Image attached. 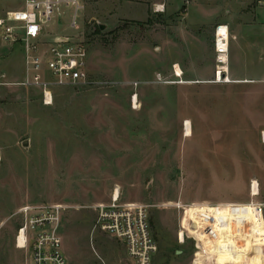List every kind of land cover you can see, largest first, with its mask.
<instances>
[{
  "label": "rangeland",
  "instance_id": "1",
  "mask_svg": "<svg viewBox=\"0 0 264 264\" xmlns=\"http://www.w3.org/2000/svg\"><path fill=\"white\" fill-rule=\"evenodd\" d=\"M81 4L76 27L63 9L46 39L87 45L89 83L53 86L51 104L31 84L24 46L0 48V264H30L20 210L41 205L63 207L69 264H132L96 228L93 207L115 192L147 208L152 264H264V0ZM220 22L233 83L212 81Z\"/></svg>",
  "mask_w": 264,
  "mask_h": 264
},
{
  "label": "built area",
  "instance_id": "2",
  "mask_svg": "<svg viewBox=\"0 0 264 264\" xmlns=\"http://www.w3.org/2000/svg\"><path fill=\"white\" fill-rule=\"evenodd\" d=\"M17 1L16 6H11L7 0H0V48L16 44L24 46L33 79L31 84L41 88L45 104L53 101V86L89 83L87 45L68 37L46 39L48 30L63 22L60 19L63 9L71 13L69 26L76 27L83 9L81 0ZM213 42L215 58L212 81L233 83L229 74L231 36L228 25L218 24L215 27ZM40 43L45 47L41 56L37 54L40 49L37 44ZM44 64L49 72L46 77L41 72ZM173 72L176 78H183L184 72L179 65H174ZM5 79L6 76L0 72V86L6 84ZM255 182L256 187L254 182L251 185L253 197L260 194V185L258 181ZM115 193L110 204L100 203L93 207L97 213L96 228L123 243L132 264H152L158 243L151 232L147 208L134 203L122 204L119 194L115 196ZM62 208L61 205H41L25 206L20 210L29 218L19 230L17 243L20 248H31L30 264H69L62 238L57 235ZM34 230H38L35 236ZM19 238H22L21 246Z\"/></svg>",
  "mask_w": 264,
  "mask_h": 264
},
{
  "label": "bare ground",
  "instance_id": "3",
  "mask_svg": "<svg viewBox=\"0 0 264 264\" xmlns=\"http://www.w3.org/2000/svg\"><path fill=\"white\" fill-rule=\"evenodd\" d=\"M133 101H134L135 104L137 103V96H135V97L133 98ZM191 129H192V128H190L189 125L187 124V126H186V135H187V136H190V135L192 134ZM263 138H264V133H263ZM254 187H256V182H254ZM255 191H256V189L254 188V192H255ZM118 194H119V193L116 192V193H115V196H118ZM253 195H255V193H254ZM19 244H20V246L22 245V238H19Z\"/></svg>",
  "mask_w": 264,
  "mask_h": 264
},
{
  "label": "crops",
  "instance_id": "4",
  "mask_svg": "<svg viewBox=\"0 0 264 264\" xmlns=\"http://www.w3.org/2000/svg\"><path fill=\"white\" fill-rule=\"evenodd\" d=\"M218 24H225V25H228V27H229V31H230V34L232 35V33H231V29H230V25H229V24H226V23H224V22H223V23L220 22V23H217L216 25H218ZM216 25H215V26H216ZM233 37L236 38L235 35H234ZM230 46H231V44H230ZM212 74H213V72H212Z\"/></svg>",
  "mask_w": 264,
  "mask_h": 264
}]
</instances>
